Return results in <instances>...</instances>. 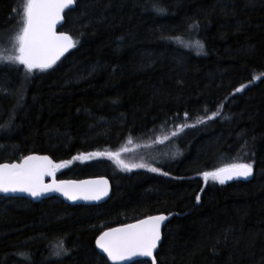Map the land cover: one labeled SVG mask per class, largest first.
<instances>
[{"label":"trees","instance_id":"obj_1","mask_svg":"<svg viewBox=\"0 0 264 264\" xmlns=\"http://www.w3.org/2000/svg\"><path fill=\"white\" fill-rule=\"evenodd\" d=\"M22 2L0 0V35ZM59 30L77 43L51 69L0 63V163L46 154L111 194L0 196V264H111L96 238L159 214L155 264H264V0H76ZM237 163L250 179L203 176Z\"/></svg>","mask_w":264,"mask_h":264},{"label":"snow or ice","instance_id":"obj_2","mask_svg":"<svg viewBox=\"0 0 264 264\" xmlns=\"http://www.w3.org/2000/svg\"><path fill=\"white\" fill-rule=\"evenodd\" d=\"M76 0H23L21 5L13 9L19 16L17 27L4 35H0V45H9L8 51L0 52V63L22 65L28 73L39 69H51L71 48L76 47L72 36L57 32V24L64 19L65 10H71ZM197 46L203 45L196 42ZM258 78V77H257ZM242 89H237L241 91ZM175 135V133H174ZM118 158L119 153L110 154ZM80 159V157H75ZM70 162L55 164L47 156L30 155L24 157L21 163L0 164V193H28L32 197H39L47 192H60L69 200H99L107 195V181H60L53 180L52 184H45V176H55L61 167H67ZM126 170L131 167H145L143 164L129 166L118 160ZM152 172L159 171L150 168ZM253 174V166L249 163L230 164L214 172H204L205 180H212L224 184L233 178H248ZM199 201V197H197ZM166 216H150L136 224H129L122 228H114L103 232L96 240V245L107 258L117 264L119 261L132 257H151L155 264L154 251L160 243L161 224ZM57 257L69 255V250L58 241L53 250Z\"/></svg>","mask_w":264,"mask_h":264},{"label":"water","instance_id":"obj_3","mask_svg":"<svg viewBox=\"0 0 264 264\" xmlns=\"http://www.w3.org/2000/svg\"><path fill=\"white\" fill-rule=\"evenodd\" d=\"M74 5H75V4H74ZM74 5L72 6V8L74 7ZM67 10H68V9H66L65 12H66ZM62 23H63V20H62L60 23L57 24V28H56L57 32H64V31H60V30H59V28H60V26L62 25ZM64 33H66V32H64ZM66 34H68V33H66ZM68 35H69V34H68ZM71 49H72V48H71ZM71 49H69L67 52H65L64 55L60 57V59H61L62 57H64V56H65V55H66ZM60 59H59V60H60ZM59 60H57V61H59ZM30 155H34V156H47V157H49L50 160H52V158H51L49 155H46V154H36V153H32V154L26 155V156H24V157H27V156H30ZM24 157H23V158H24ZM23 158H22L20 161H14V162H11V163H9V162H2V163H0V164H5V163H7V164L21 163L22 160H23ZM52 162H53V160H52ZM251 176H252V175H251ZM251 176L248 177V178H246V179L243 178V177L233 178V179H231V180H227L226 182H228V181H232V180H237V179L248 180V179L251 178ZM53 180H55L57 183H59L60 181H75V182H81V181H100V180H106V181H107V189H108V192H107V195H106V196H103V197H102L101 199H99V200H84V199H77V200H75V201H73V200H69L67 197H65L64 195H62L60 192H47V193H45L44 195H41V196H39V197H32V196H30L28 193H24V192L7 193V194H5V193H0V196H4V197H23V198H27V199H29V200H31V201H33V202H38V201H41V200H43V199H45V198H48V197H51V196H57L58 198L62 199L63 201H65V202L68 203V204H100V203L104 202L106 199H108L109 196H110V194H111V183H110V180H109L107 177H105V176L86 177V178H82V179H58V178H56V173H55V176H54V177H52V176H45V177H44V183H45V184H52V183H53ZM159 215H163V216H166V217H167L166 214H159ZM159 215H149V216L143 217V218H141V219H139V220H136V221H133V222H130V223H127V224L121 225V226L111 227V228H109V229L104 230L103 232L108 231V230H110V229H114V228H122V227H125L126 225H129V224H136V223H138L140 220L147 219V218L150 217V216H159ZM166 220H167V219H166ZM166 220L161 224V228H162V226L165 224ZM103 232H102V233H103ZM102 233H101V234H102ZM101 234H100V235H101ZM100 235H99V236H100ZM99 236L96 238V240L99 238ZM96 240H95V245H96ZM158 246H159V244H158ZM96 248H97L98 252H99L102 256H104L105 259H106L109 263L113 264V261H111V260H109V259L107 258V254H106V253H103L102 250L99 249V248L97 247V245H96ZM157 248H158V247H157ZM156 250H157V249H156ZM156 250H155V251H156ZM155 251H154V254H155ZM144 259H145V260H150V261L153 262V258H151V257H139V256H137V257H132L131 259H128V260L119 261V262H117V264H129V263H132V262H134V261L144 260Z\"/></svg>","mask_w":264,"mask_h":264},{"label":"rangeland","instance_id":"obj_4","mask_svg":"<svg viewBox=\"0 0 264 264\" xmlns=\"http://www.w3.org/2000/svg\"><path fill=\"white\" fill-rule=\"evenodd\" d=\"M8 49V51L7 52H5V54L7 55V54H11V48H10V46L9 45H7L6 47H4V48H0V49H2V51H0V52H4V50L5 49ZM11 65V64H10ZM12 65H15V64H12ZM22 66V65H21ZM121 155V154H120ZM115 158H117V157H115ZM122 159V160H121ZM121 159H120V161H122L123 163L125 162V163H127V164H129V163H131V160H130V158H129V156L128 155H122L121 156ZM132 165H137V164H132Z\"/></svg>","mask_w":264,"mask_h":264}]
</instances>
